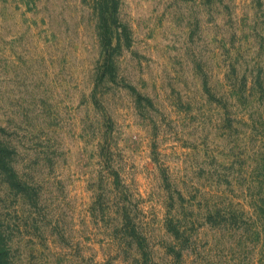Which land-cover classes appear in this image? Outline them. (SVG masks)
Instances as JSON below:
<instances>
[{
	"label": "rangeland",
	"instance_id": "rangeland-1",
	"mask_svg": "<svg viewBox=\"0 0 264 264\" xmlns=\"http://www.w3.org/2000/svg\"><path fill=\"white\" fill-rule=\"evenodd\" d=\"M0 149L10 264H264V0H0Z\"/></svg>",
	"mask_w": 264,
	"mask_h": 264
},
{
	"label": "trees",
	"instance_id": "trees-1",
	"mask_svg": "<svg viewBox=\"0 0 264 264\" xmlns=\"http://www.w3.org/2000/svg\"><path fill=\"white\" fill-rule=\"evenodd\" d=\"M3 149H0V166H3V163L5 161V158L2 154ZM9 177L12 178H16L15 175H13L12 173L8 174ZM9 250L8 247L6 245L5 239H4V235L2 234L1 230H0V264H10L9 262V254H8Z\"/></svg>",
	"mask_w": 264,
	"mask_h": 264
}]
</instances>
